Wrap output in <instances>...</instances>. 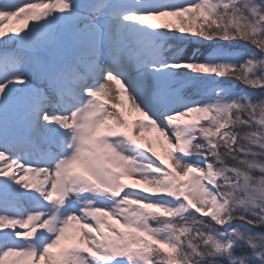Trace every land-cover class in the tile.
I'll return each instance as SVG.
<instances>
[{"label":"snow or ice","instance_id":"obj_1","mask_svg":"<svg viewBox=\"0 0 264 264\" xmlns=\"http://www.w3.org/2000/svg\"><path fill=\"white\" fill-rule=\"evenodd\" d=\"M0 264H264V0H0Z\"/></svg>","mask_w":264,"mask_h":264}]
</instances>
